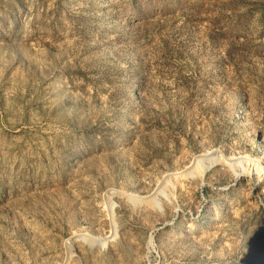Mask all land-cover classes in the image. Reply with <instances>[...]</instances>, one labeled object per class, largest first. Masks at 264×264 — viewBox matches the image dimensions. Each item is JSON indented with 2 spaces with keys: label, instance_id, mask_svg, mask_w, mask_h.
I'll return each mask as SVG.
<instances>
[{
  "label": "rangeland",
  "instance_id": "1",
  "mask_svg": "<svg viewBox=\"0 0 264 264\" xmlns=\"http://www.w3.org/2000/svg\"><path fill=\"white\" fill-rule=\"evenodd\" d=\"M0 264H264V0H0Z\"/></svg>",
  "mask_w": 264,
  "mask_h": 264
}]
</instances>
